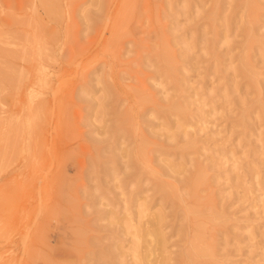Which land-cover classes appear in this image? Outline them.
Returning a JSON list of instances; mask_svg holds the SVG:
<instances>
[{
    "label": "rangeland",
    "instance_id": "rangeland-1",
    "mask_svg": "<svg viewBox=\"0 0 264 264\" xmlns=\"http://www.w3.org/2000/svg\"><path fill=\"white\" fill-rule=\"evenodd\" d=\"M0 264H264V0H0Z\"/></svg>",
    "mask_w": 264,
    "mask_h": 264
},
{
    "label": "bare ground",
    "instance_id": "bare-ground-1",
    "mask_svg": "<svg viewBox=\"0 0 264 264\" xmlns=\"http://www.w3.org/2000/svg\"><path fill=\"white\" fill-rule=\"evenodd\" d=\"M158 230H159V228H157ZM148 234H151V236H152V234H159L158 233V231H156L155 229H153V230H145V229H143V232H141V233H138V234H136V241H137V244H136V250H137V248L139 247V244H142L143 242H146V236L148 235ZM149 237H150V235H149ZM154 237V236H153ZM152 238V237H151ZM149 239V238H148ZM154 242V241H153ZM159 243V242H158ZM161 244V243H160ZM147 246V245H146ZM147 250L148 251H151V248L148 246L147 247ZM152 252V251H151ZM144 253V255H142L141 256V259H142V261H143V263H146V259H147V257H148V252L146 253V252H143Z\"/></svg>",
    "mask_w": 264,
    "mask_h": 264
}]
</instances>
